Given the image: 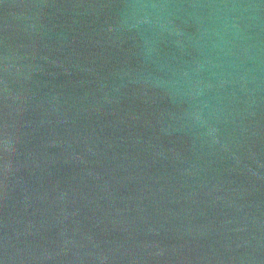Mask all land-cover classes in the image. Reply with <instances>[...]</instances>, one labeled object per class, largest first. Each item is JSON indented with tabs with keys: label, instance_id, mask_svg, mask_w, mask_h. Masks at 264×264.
I'll list each match as a JSON object with an SVG mask.
<instances>
[{
	"label": "water",
	"instance_id": "95a60500",
	"mask_svg": "<svg viewBox=\"0 0 264 264\" xmlns=\"http://www.w3.org/2000/svg\"><path fill=\"white\" fill-rule=\"evenodd\" d=\"M0 264H264V0H0Z\"/></svg>",
	"mask_w": 264,
	"mask_h": 264
}]
</instances>
